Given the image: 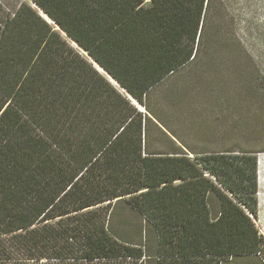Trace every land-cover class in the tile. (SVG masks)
Listing matches in <instances>:
<instances>
[{
    "label": "trees",
    "instance_id": "obj_1",
    "mask_svg": "<svg viewBox=\"0 0 264 264\" xmlns=\"http://www.w3.org/2000/svg\"><path fill=\"white\" fill-rule=\"evenodd\" d=\"M228 9L0 0V264H264L259 152L177 133L200 84L185 71L237 42ZM118 210L139 216L130 234Z\"/></svg>",
    "mask_w": 264,
    "mask_h": 264
},
{
    "label": "rangeland",
    "instance_id": "obj_2",
    "mask_svg": "<svg viewBox=\"0 0 264 264\" xmlns=\"http://www.w3.org/2000/svg\"><path fill=\"white\" fill-rule=\"evenodd\" d=\"M228 2L234 19L228 35L238 43L226 60L217 59L214 69L198 75L185 71L187 79L200 77V84L188 91L182 107L185 121L177 133L191 149L259 152V214L254 222L264 238V0ZM140 223L131 211L118 210L113 220L126 234Z\"/></svg>",
    "mask_w": 264,
    "mask_h": 264
},
{
    "label": "water",
    "instance_id": "obj_3",
    "mask_svg": "<svg viewBox=\"0 0 264 264\" xmlns=\"http://www.w3.org/2000/svg\"><path fill=\"white\" fill-rule=\"evenodd\" d=\"M40 13L51 23L52 21L48 18V17H46L45 16V14L42 12V11H40ZM59 29V28H58ZM95 64V63H94ZM95 66L100 70V71H102L104 74H106L97 64H95ZM106 76L109 78V80L111 81V82H113L115 85H117L118 87H119V85L109 76V75H107L106 74ZM119 88H121V87H119Z\"/></svg>",
    "mask_w": 264,
    "mask_h": 264
},
{
    "label": "bare ground",
    "instance_id": "obj_4",
    "mask_svg": "<svg viewBox=\"0 0 264 264\" xmlns=\"http://www.w3.org/2000/svg\"><path fill=\"white\" fill-rule=\"evenodd\" d=\"M261 160H262V159H261ZM261 160H260V161H261ZM262 162H264V161H262ZM262 162H261V163H262Z\"/></svg>",
    "mask_w": 264,
    "mask_h": 264
}]
</instances>
